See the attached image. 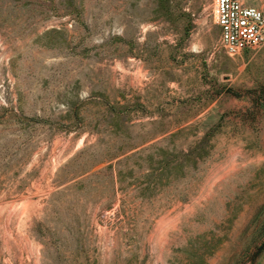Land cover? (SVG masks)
<instances>
[{
    "label": "rangeland",
    "instance_id": "1",
    "mask_svg": "<svg viewBox=\"0 0 264 264\" xmlns=\"http://www.w3.org/2000/svg\"><path fill=\"white\" fill-rule=\"evenodd\" d=\"M263 240L264 46L226 54L213 0H0V264H264Z\"/></svg>",
    "mask_w": 264,
    "mask_h": 264
},
{
    "label": "built area",
    "instance_id": "2",
    "mask_svg": "<svg viewBox=\"0 0 264 264\" xmlns=\"http://www.w3.org/2000/svg\"><path fill=\"white\" fill-rule=\"evenodd\" d=\"M213 18L226 54L264 46V0H213Z\"/></svg>",
    "mask_w": 264,
    "mask_h": 264
},
{
    "label": "trees",
    "instance_id": "3",
    "mask_svg": "<svg viewBox=\"0 0 264 264\" xmlns=\"http://www.w3.org/2000/svg\"><path fill=\"white\" fill-rule=\"evenodd\" d=\"M205 139H201L204 142ZM202 144L195 145L185 152H170L163 148H155V155L157 159L153 161L152 155L147 154V160L151 166V172L147 176L153 177V184H160L166 182L169 178H175L183 175L186 167H195L199 159H201L205 152Z\"/></svg>",
    "mask_w": 264,
    "mask_h": 264
},
{
    "label": "water",
    "instance_id": "4",
    "mask_svg": "<svg viewBox=\"0 0 264 264\" xmlns=\"http://www.w3.org/2000/svg\"><path fill=\"white\" fill-rule=\"evenodd\" d=\"M264 248V240L261 242V244L259 246L256 247V249L254 250V252H252L250 258H255L257 256V254Z\"/></svg>",
    "mask_w": 264,
    "mask_h": 264
}]
</instances>
